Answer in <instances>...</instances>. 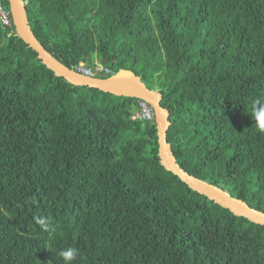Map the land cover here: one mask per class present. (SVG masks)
<instances>
[{"label":"trees","instance_id":"trees-1","mask_svg":"<svg viewBox=\"0 0 264 264\" xmlns=\"http://www.w3.org/2000/svg\"><path fill=\"white\" fill-rule=\"evenodd\" d=\"M9 10L7 0H1ZM69 68L130 69L162 94L190 174L264 211V0H24ZM139 99L56 76L0 23V264H264V225L159 161Z\"/></svg>","mask_w":264,"mask_h":264},{"label":"water","instance_id":"water-1","mask_svg":"<svg viewBox=\"0 0 264 264\" xmlns=\"http://www.w3.org/2000/svg\"><path fill=\"white\" fill-rule=\"evenodd\" d=\"M7 1L16 34L37 53V57L56 76L63 77L73 85L89 86L117 96L134 97L147 101L155 112L160 164L176 175L182 182L186 183L190 189L206 196L209 200L230 210L237 216H242L251 222L264 225L263 210L253 208L246 201L232 196L219 186L190 174L178 164L171 145L167 141V131L171 123L169 110L162 106V94L158 90L149 88L130 69L121 68L109 76L99 77L84 75L67 67L55 58L34 35L28 22L24 0Z\"/></svg>","mask_w":264,"mask_h":264},{"label":"built area","instance_id":"built-area-1","mask_svg":"<svg viewBox=\"0 0 264 264\" xmlns=\"http://www.w3.org/2000/svg\"><path fill=\"white\" fill-rule=\"evenodd\" d=\"M0 23L4 26L12 25L10 11L4 7L1 0H0ZM74 70L84 75H88V76H97L101 72H105V73L111 72V70L108 67H105L103 65H98L93 68V67H88L83 64H80L76 68H74ZM139 106H140V110L133 116V118L137 117L140 119H147V120L154 119L152 107L150 106L148 102L144 100H140Z\"/></svg>","mask_w":264,"mask_h":264},{"label":"clouds","instance_id":"clouds-1","mask_svg":"<svg viewBox=\"0 0 264 264\" xmlns=\"http://www.w3.org/2000/svg\"><path fill=\"white\" fill-rule=\"evenodd\" d=\"M250 116L254 122L255 130L260 134H264V98H257L251 102ZM58 254L63 264H74L79 255V249L68 246L61 249Z\"/></svg>","mask_w":264,"mask_h":264},{"label":"rangeland","instance_id":"rangeland-1","mask_svg":"<svg viewBox=\"0 0 264 264\" xmlns=\"http://www.w3.org/2000/svg\"><path fill=\"white\" fill-rule=\"evenodd\" d=\"M11 16V15H10ZM11 20H12V17H11ZM12 25H13V21H12ZM84 65V64H83ZM100 74H108V73H105V72H101ZM113 74V73H112ZM139 100H142V99H139ZM147 102V101H146ZM151 106V105H150ZM152 107V106H151ZM152 111H153V114H154V119L153 120H155V112H154V110H153V108H152ZM139 112V111H138ZM137 113V112H136ZM135 113V114H136Z\"/></svg>","mask_w":264,"mask_h":264}]
</instances>
